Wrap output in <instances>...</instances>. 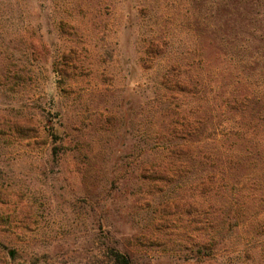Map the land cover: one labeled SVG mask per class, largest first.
<instances>
[{
  "label": "rangeland",
  "instance_id": "obj_1",
  "mask_svg": "<svg viewBox=\"0 0 264 264\" xmlns=\"http://www.w3.org/2000/svg\"><path fill=\"white\" fill-rule=\"evenodd\" d=\"M215 1L0 0V264H264V0L236 50Z\"/></svg>",
  "mask_w": 264,
  "mask_h": 264
},
{
  "label": "trees",
  "instance_id": "obj_2",
  "mask_svg": "<svg viewBox=\"0 0 264 264\" xmlns=\"http://www.w3.org/2000/svg\"><path fill=\"white\" fill-rule=\"evenodd\" d=\"M243 1L244 0H216L215 3L213 2L216 8L215 12L213 13L214 14L213 17L219 20L220 26L218 29L211 31V36H214V39H216L217 38L216 33H221V32L223 33L222 35H225V36L229 35L230 44L233 48H235V50L239 49L240 47L245 48L244 47L245 45H243L242 43H239V42L244 41L239 38L241 33L246 31V29L245 31L243 30L244 26L247 28L254 27L256 29H259L255 24L250 25L252 24L251 20L250 21L246 20L247 13L244 12L243 10L244 8L242 7V4L244 3ZM222 20L224 21L223 24H221ZM223 26L224 28L220 29ZM262 30H264V28H262ZM200 33L201 34L204 33L203 29H201ZM257 38L259 39L257 40L258 42H256L258 46L256 50L253 51L255 53L253 55H247L246 63L249 64V66H251V65H254L256 62L258 63L259 61L261 63L260 69L264 73V52L260 53V51H258L260 47H263L264 49V34L257 36ZM153 46H156L155 43L152 44V47ZM261 74L262 73H260V76ZM244 76H246V74H244ZM245 93L246 94L244 95V98H242V101L244 105L247 106L248 111L252 115L251 123L254 122V125L252 124L254 127L259 126L260 128H262V135H261L262 143H259V150L256 149V151L251 152V154H255V156H257V158H255L254 156L253 157L254 159H252V161L255 163V161L256 160L259 161L261 159V156L264 154L263 149H262L264 148V76H263V84L261 85V87L258 88V90L253 91L252 88L251 89L249 88L247 89ZM238 101H239L238 98H234L233 104L235 105L236 103L237 105ZM256 114L258 116V121H256ZM188 147H192V145L189 143L183 144L184 149L188 150ZM247 149L248 148H246V150ZM243 155H244V151L242 152L240 156H243ZM243 159H245V157H243ZM229 224L234 225L235 223L229 222ZM109 254H110L111 264H130V259L128 258V256L118 251L117 249H110Z\"/></svg>",
  "mask_w": 264,
  "mask_h": 264
}]
</instances>
